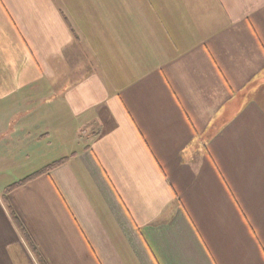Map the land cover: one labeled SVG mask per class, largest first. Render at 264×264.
Returning a JSON list of instances; mask_svg holds the SVG:
<instances>
[{"label": "crops", "instance_id": "1", "mask_svg": "<svg viewBox=\"0 0 264 264\" xmlns=\"http://www.w3.org/2000/svg\"><path fill=\"white\" fill-rule=\"evenodd\" d=\"M0 264H264V0H0Z\"/></svg>", "mask_w": 264, "mask_h": 264}, {"label": "trees", "instance_id": "2", "mask_svg": "<svg viewBox=\"0 0 264 264\" xmlns=\"http://www.w3.org/2000/svg\"><path fill=\"white\" fill-rule=\"evenodd\" d=\"M60 163H61V162L58 161V162L56 163V165H57V164H60ZM40 172H41V171H40ZM40 172H38V173H40ZM31 178H32V177H27V178H24V179H22V180H20V181H18V182H16V183L10 185V186L8 187L7 191H10V190L13 189L14 187H16V186H18V185H20V184H22V183L28 181V180L31 179Z\"/></svg>", "mask_w": 264, "mask_h": 264}, {"label": "rangeland", "instance_id": "3", "mask_svg": "<svg viewBox=\"0 0 264 264\" xmlns=\"http://www.w3.org/2000/svg\"><path fill=\"white\" fill-rule=\"evenodd\" d=\"M63 149H64V153H68V152H71L73 149H75V146L73 147H70V146H66V147H63Z\"/></svg>", "mask_w": 264, "mask_h": 264}]
</instances>
